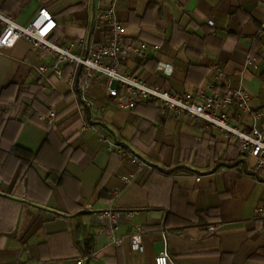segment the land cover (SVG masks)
Listing matches in <instances>:
<instances>
[{"label": "crops", "instance_id": "crops-1", "mask_svg": "<svg viewBox=\"0 0 264 264\" xmlns=\"http://www.w3.org/2000/svg\"><path fill=\"white\" fill-rule=\"evenodd\" d=\"M105 1L0 0V12L26 25L45 7L57 21L48 40L84 54L106 39L104 27L92 32ZM116 15L125 42L150 45L145 56L125 54L121 72L196 98L242 86L264 130V0H117ZM55 61L25 38L0 48V264H78L81 256L85 264H154L164 248L169 264H264L255 218L264 182L237 140L152 100L120 109L101 78L81 92L83 69L70 86L73 65L57 75ZM227 109L250 128L235 102ZM14 145L30 159L15 156ZM108 208L118 213V242L100 217ZM137 228L143 251L131 247Z\"/></svg>", "mask_w": 264, "mask_h": 264}, {"label": "built area", "instance_id": "built-area-1", "mask_svg": "<svg viewBox=\"0 0 264 264\" xmlns=\"http://www.w3.org/2000/svg\"><path fill=\"white\" fill-rule=\"evenodd\" d=\"M117 0H106L95 10L92 17V32L104 27L106 39L103 42H92L85 50L84 54L76 53L72 50L73 44L60 46L48 40L57 27L54 16L45 7L38 9L30 22L20 25L14 19L0 12V48L11 47L19 38L29 40L34 46L45 51H52L56 55V61L52 65V71L61 75L63 72L62 64H72L73 74L68 78V84L73 86L75 83L76 71L83 69L85 80L80 84L79 90L86 91L89 87V79L93 76L101 78L109 96L117 100L116 106L120 109H132L137 104L145 101H154L161 110H170L176 115L187 113L195 119L203 121L207 126L213 127L229 138L235 139L239 143L242 156L247 160H252V170L258 178L264 182V130L258 125V120L262 117L260 110L254 109L249 102V95L244 87L228 88L223 95L200 94L196 98L190 92L175 93L159 86H151L144 79L136 74L123 73L119 70L122 57L129 53L138 56H145L148 47L147 42L139 41L127 43L121 34V24L116 15ZM153 49H158V44L151 45ZM252 59H248L251 63ZM41 71L47 69L46 65L39 68ZM215 80L221 78L222 69L218 63L211 65ZM83 102H88L86 96L81 95ZM235 102L238 110L251 119V126L243 129L233 123L228 111V106ZM54 116L50 112L49 118ZM108 141L109 149L115 146L110 138ZM121 152L132 161L144 165L145 162L138 159L136 154L129 148H121ZM130 182V178H125ZM117 191L113 193V197ZM101 218L108 220L105 232L110 235L113 242H118L115 231L118 229V213L112 208L102 211ZM255 218L264 220V204H258L255 208ZM211 232L216 230L215 226L208 228ZM131 247L137 251H143L141 230L129 235ZM78 264H85V257L77 258ZM170 257L166 248L160 251L154 259V264H169Z\"/></svg>", "mask_w": 264, "mask_h": 264}, {"label": "trees", "instance_id": "trees-1", "mask_svg": "<svg viewBox=\"0 0 264 264\" xmlns=\"http://www.w3.org/2000/svg\"><path fill=\"white\" fill-rule=\"evenodd\" d=\"M105 34H107L106 33V31H105ZM134 108V107H133ZM12 153L15 155V156H17V157H19V158H22V157H24V156H27V157H25V158H27V159H30V153L27 151V150H24V149H22V148H20V147H17V146H13V148H12ZM258 223H260L262 226H264V221L263 220H258Z\"/></svg>", "mask_w": 264, "mask_h": 264}]
</instances>
